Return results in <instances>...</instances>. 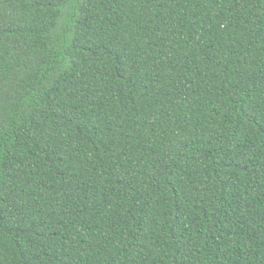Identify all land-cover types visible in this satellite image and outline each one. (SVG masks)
Returning a JSON list of instances; mask_svg holds the SVG:
<instances>
[{"label": "trees", "instance_id": "trees-1", "mask_svg": "<svg viewBox=\"0 0 264 264\" xmlns=\"http://www.w3.org/2000/svg\"><path fill=\"white\" fill-rule=\"evenodd\" d=\"M0 264H264V0H0Z\"/></svg>", "mask_w": 264, "mask_h": 264}]
</instances>
